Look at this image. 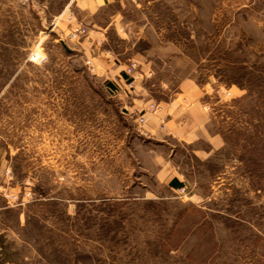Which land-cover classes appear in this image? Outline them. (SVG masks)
Instances as JSON below:
<instances>
[{
  "label": "rangeland",
  "instance_id": "rangeland-1",
  "mask_svg": "<svg viewBox=\"0 0 264 264\" xmlns=\"http://www.w3.org/2000/svg\"><path fill=\"white\" fill-rule=\"evenodd\" d=\"M189 86L225 145L168 142L178 191L113 93ZM0 264H264V0H0Z\"/></svg>",
  "mask_w": 264,
  "mask_h": 264
},
{
  "label": "crops",
  "instance_id": "crops-1",
  "mask_svg": "<svg viewBox=\"0 0 264 264\" xmlns=\"http://www.w3.org/2000/svg\"><path fill=\"white\" fill-rule=\"evenodd\" d=\"M117 72L113 70L110 82L120 85L122 79L117 77ZM202 98L203 94L191 86L178 92L168 103L157 106L135 91L113 93V126L118 127L116 131H122V140L116 143L127 150L126 159L133 160L140 174L146 175L153 184L178 191L184 188L182 175L171 162L174 146L168 142L192 147L194 157L203 160L224 147L223 138L211 130V120ZM141 116L145 120L143 124L138 123ZM135 130V135L146 147L137 158L132 152ZM165 146L168 154L161 151ZM180 183L181 188H177Z\"/></svg>",
  "mask_w": 264,
  "mask_h": 264
},
{
  "label": "built area",
  "instance_id": "built-area-1",
  "mask_svg": "<svg viewBox=\"0 0 264 264\" xmlns=\"http://www.w3.org/2000/svg\"><path fill=\"white\" fill-rule=\"evenodd\" d=\"M80 32H83V31L75 30V31L70 35V37L73 39V38H75ZM134 68H135V64L130 65V66L128 67L127 74L131 73V72L134 70ZM130 76H131V75H130ZM131 77H132V76H131ZM127 81H128V79H127ZM127 84H128L127 87H128L129 89H131V88L133 87L132 82H129V83H127ZM153 107H154V106H153ZM144 121H145V120H144V117H143V116H141V117L138 119V123L143 124Z\"/></svg>",
  "mask_w": 264,
  "mask_h": 264
},
{
  "label": "water",
  "instance_id": "water-1",
  "mask_svg": "<svg viewBox=\"0 0 264 264\" xmlns=\"http://www.w3.org/2000/svg\"><path fill=\"white\" fill-rule=\"evenodd\" d=\"M62 44V43H61ZM63 48L65 49V51L68 53L70 50L64 45L62 44Z\"/></svg>",
  "mask_w": 264,
  "mask_h": 264
},
{
  "label": "trees",
  "instance_id": "trees-1",
  "mask_svg": "<svg viewBox=\"0 0 264 264\" xmlns=\"http://www.w3.org/2000/svg\"><path fill=\"white\" fill-rule=\"evenodd\" d=\"M181 186H182V185H181V183H180V184L177 185V188H180Z\"/></svg>",
  "mask_w": 264,
  "mask_h": 264
}]
</instances>
